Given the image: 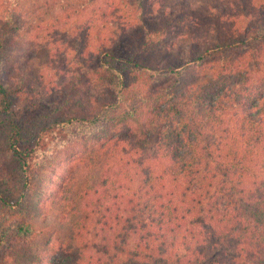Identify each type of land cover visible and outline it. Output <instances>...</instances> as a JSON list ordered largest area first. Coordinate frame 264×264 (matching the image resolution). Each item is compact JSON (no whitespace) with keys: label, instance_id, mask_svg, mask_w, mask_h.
<instances>
[{"label":"trees","instance_id":"obj_1","mask_svg":"<svg viewBox=\"0 0 264 264\" xmlns=\"http://www.w3.org/2000/svg\"><path fill=\"white\" fill-rule=\"evenodd\" d=\"M0 264H264V0H0Z\"/></svg>","mask_w":264,"mask_h":264}]
</instances>
